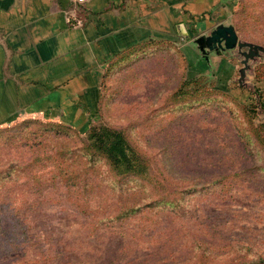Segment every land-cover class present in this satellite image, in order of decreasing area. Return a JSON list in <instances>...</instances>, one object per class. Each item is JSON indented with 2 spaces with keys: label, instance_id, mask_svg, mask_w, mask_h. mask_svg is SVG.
I'll list each match as a JSON object with an SVG mask.
<instances>
[{
  "label": "rangeland",
  "instance_id": "rangeland-1",
  "mask_svg": "<svg viewBox=\"0 0 264 264\" xmlns=\"http://www.w3.org/2000/svg\"><path fill=\"white\" fill-rule=\"evenodd\" d=\"M203 14H230L227 21L235 27L242 14L251 35L264 33V0H224ZM254 15L263 18L256 23ZM198 20L205 23L192 25L190 36L169 37L166 43L149 44L111 62L89 125L61 123L74 127L84 141L90 126L128 130L133 144L151 161L153 182L165 184L164 192H186L181 206L148 207L133 218L94 229L92 218L68 197V189L52 185L49 170L34 171L42 179L51 177L42 185L22 173L12 174L0 179V236L9 241L0 252V264H200L203 256L208 264H230L241 256L239 246L264 258V182L257 170L264 153L248 147L240 128L249 121L264 131L262 105L246 107L257 99L256 89L264 98V81L256 77L264 57L252 63L240 85L243 64L237 49L226 52L221 64L212 53L208 63L193 44L220 19ZM195 77L203 78V91L223 92V97L201 104L175 102L172 94ZM28 121L29 131L57 122L25 118L1 127L0 174L18 158L29 160L34 137L12 143L14 134H28L19 129ZM235 173L247 178L240 177L230 188L193 187L200 179L205 184Z\"/></svg>",
  "mask_w": 264,
  "mask_h": 264
},
{
  "label": "crops",
  "instance_id": "crops-1",
  "mask_svg": "<svg viewBox=\"0 0 264 264\" xmlns=\"http://www.w3.org/2000/svg\"><path fill=\"white\" fill-rule=\"evenodd\" d=\"M220 1L0 0V128L25 118L86 127L111 58L182 27L190 36L200 17L227 22L203 14Z\"/></svg>",
  "mask_w": 264,
  "mask_h": 264
},
{
  "label": "trees",
  "instance_id": "trees-1",
  "mask_svg": "<svg viewBox=\"0 0 264 264\" xmlns=\"http://www.w3.org/2000/svg\"><path fill=\"white\" fill-rule=\"evenodd\" d=\"M252 18L259 23L263 16L254 15ZM237 19L236 28L246 39L254 35L264 41V33L251 35L250 31L244 28L246 19L242 17V14H238ZM166 42L168 40L150 39L118 53L107 62L103 85L111 62L149 44ZM199 77L201 76H197ZM256 77L264 81V64H260L256 69ZM197 78L185 80L171 98L175 102L183 101L182 104H201L206 101L220 100L223 97V92L203 91V78ZM254 93L257 99L253 100L250 107H246L252 108L260 103L264 108L263 91L256 89ZM47 125V128L32 131L27 129L29 121L20 125L19 129L28 130V134H14L12 143L16 145L34 137L35 141H29L28 145L31 155L29 160L18 158L14 166L0 174V179H10L12 174L22 173L26 178L42 185L45 181L51 180V177L42 179V176L35 174L34 171L49 170L48 173L53 174L52 185L65 186V191L68 189V197L80 207V211L92 218L94 229L107 223H120L133 218L148 207L171 206L177 209L181 206L183 194L186 192H174V190L164 192L165 184L153 182L151 161L133 144L128 130L126 132L104 124L94 125L87 130V139L84 141L77 135L74 127L65 126L66 124L59 122H51ZM240 128L248 147L252 146L256 152L264 153V131L260 126L251 125L248 121L247 127L240 126ZM27 135L30 136L26 138ZM42 150L45 152L41 153ZM258 165L257 170L262 173L261 179L264 182V164ZM240 177L247 178L243 173H235L212 178L209 183L206 182L208 184H203L201 182L203 180L200 179V182H195L193 187L195 189L196 186L202 185L207 189L220 186L230 188L233 182L239 183L243 180L239 179ZM174 181L176 179L172 178L171 182ZM198 191L201 190L198 189ZM2 217L0 212V224ZM3 236H0V252L6 249L4 246L8 241L7 237L3 238ZM204 250L208 249L204 248ZM237 251L242 253L241 256L234 258L230 264H264V258L256 256L250 247L239 246ZM199 262L208 264L205 256L201 257Z\"/></svg>",
  "mask_w": 264,
  "mask_h": 264
},
{
  "label": "water",
  "instance_id": "water-1",
  "mask_svg": "<svg viewBox=\"0 0 264 264\" xmlns=\"http://www.w3.org/2000/svg\"><path fill=\"white\" fill-rule=\"evenodd\" d=\"M184 34L188 33L184 30ZM193 44L200 51L201 56L210 62V54L223 53L237 49L241 57L243 66L239 69V83L243 85L247 71L252 68V63L264 57V45L243 40L240 38L238 31L231 22L219 23L208 33L202 34L193 40Z\"/></svg>",
  "mask_w": 264,
  "mask_h": 264
},
{
  "label": "built area",
  "instance_id": "built-area-1",
  "mask_svg": "<svg viewBox=\"0 0 264 264\" xmlns=\"http://www.w3.org/2000/svg\"><path fill=\"white\" fill-rule=\"evenodd\" d=\"M77 1H79V2H86V1H88V0H77Z\"/></svg>",
  "mask_w": 264,
  "mask_h": 264
}]
</instances>
